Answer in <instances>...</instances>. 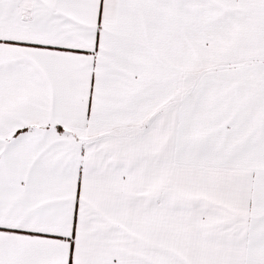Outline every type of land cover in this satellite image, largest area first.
Returning <instances> with one entry per match:
<instances>
[{
    "label": "snow or ice",
    "instance_id": "snow-or-ice-1",
    "mask_svg": "<svg viewBox=\"0 0 264 264\" xmlns=\"http://www.w3.org/2000/svg\"><path fill=\"white\" fill-rule=\"evenodd\" d=\"M0 264H264V0H0Z\"/></svg>",
    "mask_w": 264,
    "mask_h": 264
}]
</instances>
